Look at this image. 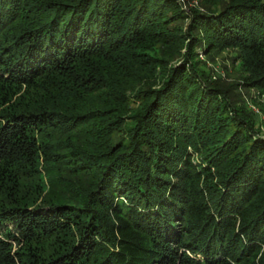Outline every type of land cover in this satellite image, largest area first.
I'll return each instance as SVG.
<instances>
[{
	"label": "trees",
	"instance_id": "trees-1",
	"mask_svg": "<svg viewBox=\"0 0 264 264\" xmlns=\"http://www.w3.org/2000/svg\"><path fill=\"white\" fill-rule=\"evenodd\" d=\"M264 0H0V264H264Z\"/></svg>",
	"mask_w": 264,
	"mask_h": 264
},
{
	"label": "rangeland",
	"instance_id": "rangeland-1",
	"mask_svg": "<svg viewBox=\"0 0 264 264\" xmlns=\"http://www.w3.org/2000/svg\"><path fill=\"white\" fill-rule=\"evenodd\" d=\"M178 2L187 11L200 7V0H178ZM200 55L203 70L211 75V83L227 91L233 103L245 108L249 118L260 128V135L264 137V105L259 107L252 102L258 100V92L244 85L237 53L233 50H225L215 52L206 58L203 54Z\"/></svg>",
	"mask_w": 264,
	"mask_h": 264
}]
</instances>
